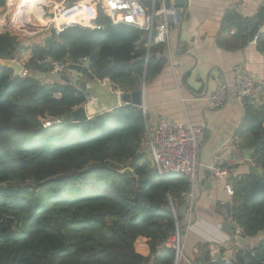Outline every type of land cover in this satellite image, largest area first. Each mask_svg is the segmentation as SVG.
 <instances>
[{
    "label": "trees",
    "instance_id": "16d2710c",
    "mask_svg": "<svg viewBox=\"0 0 264 264\" xmlns=\"http://www.w3.org/2000/svg\"><path fill=\"white\" fill-rule=\"evenodd\" d=\"M99 3V30L67 28L52 35L47 54L43 46L0 33V60L30 54L24 77L0 67V264H174V251L165 243L177 225L184 227L177 211L191 183L184 175L153 169L142 147L146 114L127 104L83 122L56 123L83 106L86 95L67 83L29 76L50 72L48 61L69 65L88 59L96 78L103 80L108 68L110 85L129 93L160 74L163 45L147 48L142 31L112 25ZM263 21L264 8L249 18L227 15L222 31L235 29L233 39L241 47L256 41L264 55V34L258 35ZM243 109L235 132L239 153L250 150L248 165L262 174L229 176L230 215H220L246 239L264 233V102L245 103ZM216 251L199 243L189 262L263 264L264 237L229 261L215 259Z\"/></svg>",
    "mask_w": 264,
    "mask_h": 264
},
{
    "label": "crops",
    "instance_id": "0c3cea01",
    "mask_svg": "<svg viewBox=\"0 0 264 264\" xmlns=\"http://www.w3.org/2000/svg\"><path fill=\"white\" fill-rule=\"evenodd\" d=\"M70 2L65 0V3ZM141 3L150 9L153 0H141ZM262 8L264 0H187L178 26L171 28L170 57L164 54L166 64L160 74L144 83L142 106L146 109L148 131L160 118L202 129L198 168L200 186L196 185L194 190L191 225L183 232L182 264H190L189 259L196 254L199 243L211 244L217 250L215 254L229 261V252L234 257L238 251L252 248L264 237L261 233L254 238H246L245 246L231 244L232 237L221 230L223 223L232 225L220 215H226L224 206L230 203L223 190L224 180L210 175L212 167L232 168L230 177H233L248 173V167L252 166L248 165L251 154L244 152L248 150H243L242 155L239 153V141L235 137L244 109L236 99L233 85L240 75L253 77L254 94L264 102V55L256 50V41L241 47L233 39L236 30L226 33L222 31V23L227 15L249 18ZM49 35L50 32L39 33L25 45L43 46ZM29 58L30 54L24 53L19 62L24 66ZM67 74L77 77L73 72ZM82 80L90 83L84 78ZM218 86L225 87L226 100L222 107L213 109L207 98ZM109 87L110 92H119V99L125 93L111 85ZM122 105L126 104L120 100ZM142 147L149 156L145 142ZM186 221L187 216H184L182 223Z\"/></svg>",
    "mask_w": 264,
    "mask_h": 264
},
{
    "label": "built area",
    "instance_id": "2783aa9c",
    "mask_svg": "<svg viewBox=\"0 0 264 264\" xmlns=\"http://www.w3.org/2000/svg\"><path fill=\"white\" fill-rule=\"evenodd\" d=\"M23 0H6L4 11L6 21L0 22V33H8L17 36L21 33L39 34L50 32L57 37L67 28L80 27L84 29L99 30L96 24L97 6L96 0H80L72 3H65V0H44L43 3H23ZM173 0H153L150 9H147L140 0H101L107 17L112 25L123 24L132 26L145 34L147 48L153 45H163L164 54L171 55V28L177 27L180 18L176 16L173 8L166 9L164 2ZM58 2V3H56ZM35 7L39 9L38 16L43 22L42 26H36L26 19ZM47 12L53 14L52 19L46 18ZM66 12L77 13L78 21H61L58 24L56 19L62 17ZM85 60V59H84ZM82 60L79 64H81ZM53 72L63 73L68 66L67 63H53L48 61ZM27 75L24 69L20 77ZM233 89L237 101L243 106H258L263 102L254 94L255 80L249 75H240L236 78ZM208 103L211 108L222 107L226 100L225 87L218 86L208 96ZM85 106L90 98L84 97ZM143 113L146 109L141 107ZM58 121H56L57 123ZM202 129L197 126L181 125L166 118H160L151 131L147 130L145 144L148 149L149 160L153 169L159 174H181L186 176L191 188L186 194L187 221L184 227L176 226L175 232L171 235L165 246L174 251V264H182L184 256L183 232L189 229L194 212V190L198 182V168L200 156V141ZM231 169L212 167L210 175L215 179L224 180L223 190L230 198L233 194L232 185L228 182ZM176 215V212H174ZM235 237H240V230L235 228Z\"/></svg>",
    "mask_w": 264,
    "mask_h": 264
},
{
    "label": "water",
    "instance_id": "95a60500",
    "mask_svg": "<svg viewBox=\"0 0 264 264\" xmlns=\"http://www.w3.org/2000/svg\"><path fill=\"white\" fill-rule=\"evenodd\" d=\"M164 6L166 9L173 8L175 10L176 16L178 18H181V15L184 13L186 7H187V0H174L171 4L169 1L164 2ZM46 18L52 19L53 14L51 12H47ZM264 33V26L259 29L258 35H261ZM53 37L52 35H49L46 39L43 41V48L45 50V53L47 54V48L49 44L51 43ZM187 55H190L188 52ZM0 67L9 69L13 72V77L17 78L20 77L21 74L24 71V66L17 60H1L0 61ZM66 73H59V72H34L30 73L29 76L34 79H51L55 82H61V83H67L74 88H76L79 92H81L84 95H89L91 97V101L88 102L85 106L79 107L73 111H71L68 114H65L58 119V123L61 121L66 122H83L85 120H88L91 117H94L96 115H100L106 112H110L120 106V100L123 104H131L138 107H141L143 104V88H144V81L142 83V87L140 90L134 91L133 93H124L121 94L119 99V92H110V83L107 80V72L108 68H105L103 72V80H99L96 78V76L90 71L89 68V60L85 59L81 64H69L66 67ZM67 72H73L76 74L77 77H72L67 74ZM82 78L86 79L90 83H86L82 80ZM207 86V85H206ZM247 154H251V151H244ZM248 171L251 174H262V170L260 168H254L252 166L248 167ZM123 173H131V170L125 169ZM197 185L200 186L199 181V174H198V182ZM225 211L226 215H230V209L231 205L230 203L225 204ZM187 205L182 206L178 211L177 215L180 217H184L186 214ZM235 229V225H230L228 223H223L221 230L227 234L228 236L232 237L231 244H239L241 246L246 245V239L242 237H235L233 235V230ZM254 255L259 259L262 260V255L259 251H256ZM215 259H220L221 256L218 254L214 255ZM227 258L229 260L233 259V256L231 255V252L227 254ZM264 264V262H263Z\"/></svg>",
    "mask_w": 264,
    "mask_h": 264
},
{
    "label": "bare ground",
    "instance_id": "6f19581e",
    "mask_svg": "<svg viewBox=\"0 0 264 264\" xmlns=\"http://www.w3.org/2000/svg\"><path fill=\"white\" fill-rule=\"evenodd\" d=\"M23 3H32V4H35V3H43L44 0H23L22 1ZM31 13L26 15V19L33 23L34 25L36 26H42L43 25V22L42 20L40 19V17L38 16V12H39V9L37 7H35L32 11H30ZM38 18V19H37ZM80 18V16L77 14V13H73V12H66L62 15L61 18L59 19H56V23L58 24L59 22L61 21H69V20H74V21H78Z\"/></svg>",
    "mask_w": 264,
    "mask_h": 264
},
{
    "label": "rangeland",
    "instance_id": "374dc122",
    "mask_svg": "<svg viewBox=\"0 0 264 264\" xmlns=\"http://www.w3.org/2000/svg\"><path fill=\"white\" fill-rule=\"evenodd\" d=\"M56 3H58V2H56ZM98 3H99V1H98ZM3 20L6 21V12L4 11V7H1L0 8V22L3 21ZM35 35H37V34H35ZM35 35L21 33V34H18L16 37L18 38V40L23 41L24 43H29L30 40L33 39V37Z\"/></svg>",
    "mask_w": 264,
    "mask_h": 264
}]
</instances>
